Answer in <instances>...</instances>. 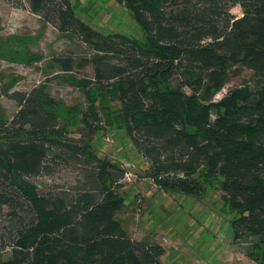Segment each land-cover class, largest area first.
<instances>
[{
	"label": "trees",
	"instance_id": "1",
	"mask_svg": "<svg viewBox=\"0 0 264 264\" xmlns=\"http://www.w3.org/2000/svg\"><path fill=\"white\" fill-rule=\"evenodd\" d=\"M69 1L28 0L60 30L121 57L117 64L96 60L95 82L116 81L123 106L116 122L107 123L126 130L151 162L157 184L197 193L193 173L204 167L221 178L223 198L237 212L234 235L264 233V0H116L143 30L135 41L99 33ZM236 4L243 9L237 18L229 11ZM62 61L72 70L70 58ZM235 65L249 69L251 78L217 101L202 100L198 92L211 95ZM172 78L180 80L173 85ZM150 82L166 86L150 89ZM9 95L18 108L0 123V211L6 210L0 250L11 247L13 254L0 264H165L162 245L131 237L114 217L121 201L111 186L124 170L92 152L103 120L98 110L82 113L74 139L58 126L53 98L37 88ZM50 157L54 162L47 164ZM61 163L89 169L81 168L92 184L38 189L31 178Z\"/></svg>",
	"mask_w": 264,
	"mask_h": 264
},
{
	"label": "rangeland",
	"instance_id": "2",
	"mask_svg": "<svg viewBox=\"0 0 264 264\" xmlns=\"http://www.w3.org/2000/svg\"><path fill=\"white\" fill-rule=\"evenodd\" d=\"M69 4L77 17L103 35L118 33L134 41L144 38L130 10L116 0H70ZM229 11L236 18L243 13L239 4ZM69 58L72 70L67 71L62 60ZM100 59L116 64L122 61L114 52L90 46L72 30H60L32 11L28 0H0V123L10 119L18 108L9 95L14 90L37 88L53 98L58 126L74 139L80 137L82 113L87 108L98 110L103 120L91 139L92 152L124 170L123 177L111 186L121 201L114 217L131 237L162 245L160 258L165 264H264V233L234 235L230 223L237 212L223 198L219 176L203 167L193 173L199 181L197 193L166 190L152 177L151 162L120 123H107L109 118L116 122L123 104L114 79L109 85L95 82V62ZM249 78V69L235 65L227 71L219 89L211 95L200 90L198 95L202 100L210 96L217 101L229 88ZM87 79L91 81L84 86L82 82ZM179 80L172 78V84ZM155 86L166 85L156 82ZM155 86L150 82V89ZM184 90L190 93L188 87ZM89 132L81 131L83 139L89 138ZM49 162H54L51 157ZM81 168L61 163L52 173L31 180L38 189L57 192L90 186L93 177H87L89 171L82 173ZM5 213L0 211V221ZM12 254L11 247L0 250V261Z\"/></svg>",
	"mask_w": 264,
	"mask_h": 264
}]
</instances>
